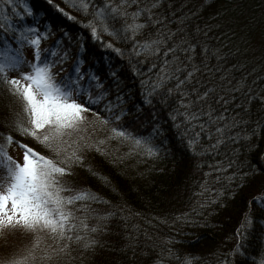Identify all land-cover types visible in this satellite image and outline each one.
I'll return each mask as SVG.
<instances>
[{"label":"trees","instance_id":"1","mask_svg":"<svg viewBox=\"0 0 264 264\" xmlns=\"http://www.w3.org/2000/svg\"><path fill=\"white\" fill-rule=\"evenodd\" d=\"M92 2L99 6L103 0ZM33 3L50 14L45 15L44 22L33 13H24L20 0L11 4L0 0V24L11 25L0 29V43L11 41L20 25L37 26L47 32L41 41L42 49L67 52L64 71L59 76H64L75 60L85 76L99 79L105 100L114 106L111 111L122 115L119 121L112 118L107 126L100 124L96 112L100 117H110L105 102L91 104L93 111L84 113L91 121L81 126L79 135L90 147L83 153V163L74 165L71 174L64 176L75 189L99 197L98 202L88 198L76 201L90 210L84 213L88 228L74 232L82 239L72 240L63 255L51 260L42 258L43 251L48 245H57L50 237L47 242V238L42 239L40 242L45 243L35 249L30 245L35 259L29 258L24 264H185L189 254L192 264H219L225 259L231 262L229 252L237 242L236 231L249 213L254 220L242 229L247 232L246 240L241 241L245 254L236 257L234 264H264V210L252 201L264 193V171L253 170V165L264 170L260 155L264 153V0H160L152 9L159 23L149 24L136 37H166L167 29L173 33V40L183 37L196 44L193 62L198 71L183 87L192 97L211 89L198 106L202 112L211 109L212 115H226L231 124L222 137L212 131L222 122L213 124L207 115L186 121L179 103L181 93L166 91L190 70V63L184 59L186 53H174L183 62L182 70L165 82L163 90H157L154 81L160 80L163 51L137 55L132 41L117 39L102 28L94 38L86 23L94 10L89 7L85 14L84 0ZM112 3L118 9L132 11L137 6L154 4L155 0ZM49 6L58 7L62 17H53ZM46 18L52 19L53 25ZM60 21L66 25L61 26ZM4 30L7 31L3 33ZM74 30L80 33L73 36ZM172 42L169 40L167 46ZM172 55L168 53V58ZM60 67L57 64L53 71ZM107 69H112L114 79L122 80L119 86L109 85L107 79L111 77L103 76ZM91 82L95 84V80ZM192 88L197 93H192ZM96 91L99 89L93 88V93ZM18 120L31 126L22 99L0 79V134L14 137L6 151L13 146L23 151L15 143L22 141L51 155L43 144L16 131ZM126 121L142 137L151 139L154 152L149 154L130 140L119 141L123 137L106 138L110 127L125 128ZM93 127L99 131H93ZM0 143H4L3 135ZM93 227L96 231L91 230ZM88 240L94 243L85 247Z\"/></svg>","mask_w":264,"mask_h":264},{"label":"snow or ice","instance_id":"2","mask_svg":"<svg viewBox=\"0 0 264 264\" xmlns=\"http://www.w3.org/2000/svg\"><path fill=\"white\" fill-rule=\"evenodd\" d=\"M12 2L13 0H7L9 4ZM159 2L160 0H155L154 4H148L146 7L137 6L134 10L128 11L118 9L112 0H103L99 6L92 0H84L83 11L88 14L89 7L94 10L91 13L92 19L86 22L94 38L97 37L98 28H102L105 32H111L117 39L132 41L133 51L137 55L160 54L163 51L165 59L160 65V80L154 81L157 90H163L165 82L174 78L175 74L182 70L183 62L179 61L174 53L177 51L186 53L184 59L190 63V70L186 71L183 79H178L177 83L166 91L169 94L174 90L181 93L179 103L184 109L183 116L186 121L191 122L198 120L199 115H207L209 122L213 124L222 122L220 127L212 130L222 137L223 131L231 124L226 115L224 113L212 115L211 109L202 112L198 106L210 95L211 89L197 93V89L192 88L191 92L197 93L192 97L183 87L191 82L198 71L193 62L196 44L183 37L179 41L173 40V33L167 29H164L167 32L166 37L156 35L151 39H136L149 24L159 23L157 19H154L155 13L152 11ZM124 3L125 0H121V4ZM24 13L31 15L32 9L26 7ZM162 19L163 17L160 18ZM97 20L101 21L99 25L96 23ZM109 20L112 21L111 25L108 23ZM0 29H5V25L0 24ZM157 31L159 32V29ZM46 36L47 32L40 31L35 25H20L19 31L12 34L11 41L5 40L0 43V79L9 86V91L13 95L22 99L23 111L31 125L25 126L18 120L16 131L21 136L32 137L48 148L51 153V155H45L22 141H15L23 149L21 163L14 160L6 151V145L13 143L14 137L10 133L0 134L4 138V143H0V173L3 174L2 182L6 183L5 190L0 192V227L19 228L34 234L47 233L57 247L48 245L43 251L42 258L51 260L53 257L63 255L72 240L82 239L80 234L74 235L76 230L88 228L84 213L90 210L84 205H77L76 201L83 198L99 201L97 195L77 190L64 180L65 174L70 175L74 165L83 163V153L90 147L86 138L79 135L81 125L85 121L84 113L93 111L91 104L105 102L110 117H100L99 112L95 113L100 124L105 126L109 125L112 118L121 120L122 113L111 111L114 106L105 100L106 93L99 79L95 75L85 76L78 64H74L64 76H59V73L64 71L63 65L67 52L58 48L42 49L41 41ZM169 40L173 41L170 47L167 46ZM13 42L16 45L15 48H13ZM137 44L140 47H135ZM26 45L32 49L31 59L23 55V48ZM117 51L120 50L117 49ZM168 53H173L170 59ZM57 64L62 67L53 71ZM25 66L29 71H20ZM10 70L18 71L19 76L9 78L7 73ZM93 80L95 84L91 82ZM93 88L99 91L93 93ZM160 94H163V91ZM146 102L150 100L146 98ZM193 108L195 111L192 110ZM93 131H99V129L93 127ZM113 136L130 140L135 146H143L149 154L155 151L149 137L135 136L123 126L110 127L106 138ZM100 142L103 143V140ZM219 143L220 139H217L215 144ZM260 155L264 158V153ZM253 170L264 171L257 169L256 165H253ZM252 201L256 202L259 209L264 210V193L253 197ZM252 201L249 202L250 205ZM81 208L84 212L80 211ZM91 211L95 214V210ZM253 220L254 217L250 213L245 216L236 231L237 242L229 252L232 261L225 259L219 264H234L236 257L245 254L241 241L246 240L247 232L242 229L250 226ZM91 230L96 231V228L93 227ZM39 243L37 235L32 248L35 249ZM93 243L94 240H88L85 247ZM29 258L35 259L32 251H28L27 255L8 256L0 261V264H24ZM185 264H192L191 254L186 256Z\"/></svg>","mask_w":264,"mask_h":264},{"label":"rangeland","instance_id":"3","mask_svg":"<svg viewBox=\"0 0 264 264\" xmlns=\"http://www.w3.org/2000/svg\"><path fill=\"white\" fill-rule=\"evenodd\" d=\"M23 55L27 57L28 59L32 58V49L31 47L27 46L25 49H23ZM24 69H20V71H29L27 66L23 67ZM7 75L10 77L12 76H19V72L15 70H10L8 71ZM25 82V81H22ZM84 116L88 117L87 115L84 114ZM85 117V121L83 122V125L85 123H88L86 121H91V119L88 117ZM8 155L13 157L14 160L23 162L22 161V155L23 151L21 152V149L13 146L10 147L7 150ZM3 181V174L0 173V192L5 190L6 183L2 182ZM10 207V205H9ZM38 238L41 241L42 239H46L47 241H50L51 239H48L49 236L47 233H40V234H34L31 231H25L23 229H6L3 227H0V261L6 259L8 256L11 255H27V252L30 251V245L33 244L34 239ZM45 243L44 241L40 242L37 246ZM36 246V247H37Z\"/></svg>","mask_w":264,"mask_h":264},{"label":"bare ground","instance_id":"4","mask_svg":"<svg viewBox=\"0 0 264 264\" xmlns=\"http://www.w3.org/2000/svg\"><path fill=\"white\" fill-rule=\"evenodd\" d=\"M40 1V0H39ZM48 1V0H47ZM20 2H22L23 4H24V6H25V8L27 7V8H31L32 9V13L34 14V16L37 18V20H40V22H44L43 21V19L45 18V15L47 14V15H50V14H48V12L44 9V7H40V6H36V5H34V3H33V0H20ZM61 2H62V0H61ZM49 4V3H48ZM50 7V12L53 14V17H54V15H56L57 14V17H62L61 15V13L59 12V10H58V7H56V6H54V7H52V6H49ZM61 15H60V14ZM60 19V18H59ZM46 20L47 21H49L50 23H51V25H53L52 23V19H48V18H46ZM55 20V19H54ZM55 22H57L56 20H55ZM45 25H49V23H44ZM59 24V23H58ZM60 24H61V26H65L66 25V23L65 22H62V21H60ZM6 25V27H9V26H11V25H9V24H5ZM6 29V28H5ZM7 30H4L3 31V33H5ZM75 32V33H74ZM80 33V31L79 30H74L73 31V36H76V35H78ZM0 37H2V34L0 33ZM77 62L74 60L73 61V65L74 64H76ZM113 74V71H112V69H107V71L106 72H104V75L103 76H105V79L106 78H108V77H111V78H108L107 79V81L108 82H110L109 83V85L112 83V84H114V85H116V86H119L120 85V83H121V81L122 80H120V79H117V78H113V76H111ZM112 87H114V86H112ZM111 87V88H112ZM116 89H118V88H116ZM133 125L131 124V123H129L128 121H126L125 122V128L129 131V132H131L132 134H137V135H139V136H141V134L139 133V132H136V130H134V129H132L131 127H132ZM108 129V128H107ZM108 132V131H107ZM143 134H147V133H143ZM115 137H117V136H113L112 137V139L113 138H115ZM115 140V139H114ZM119 139H116V141H118ZM119 141H127L126 139L124 140V139H120Z\"/></svg>","mask_w":264,"mask_h":264}]
</instances>
